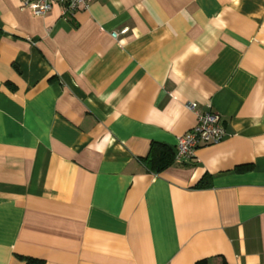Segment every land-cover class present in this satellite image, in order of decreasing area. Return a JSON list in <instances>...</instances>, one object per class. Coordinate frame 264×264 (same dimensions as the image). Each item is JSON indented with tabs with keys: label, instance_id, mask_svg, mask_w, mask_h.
Instances as JSON below:
<instances>
[{
	"label": "crops",
	"instance_id": "obj_1",
	"mask_svg": "<svg viewBox=\"0 0 264 264\" xmlns=\"http://www.w3.org/2000/svg\"><path fill=\"white\" fill-rule=\"evenodd\" d=\"M61 10L0 0V264H264V0ZM187 103L226 137L149 171Z\"/></svg>",
	"mask_w": 264,
	"mask_h": 264
},
{
	"label": "built area",
	"instance_id": "obj_2",
	"mask_svg": "<svg viewBox=\"0 0 264 264\" xmlns=\"http://www.w3.org/2000/svg\"><path fill=\"white\" fill-rule=\"evenodd\" d=\"M91 2L92 0H21L22 7L35 16H44L54 5H59L65 18L87 9ZM127 32L128 28H122L118 32H111V36L117 38ZM186 107L194 112L196 120L189 131L177 138L174 160L178 163L195 160V152L199 147L219 143L227 135L221 115L212 111L210 106L206 111H200L196 103H187Z\"/></svg>",
	"mask_w": 264,
	"mask_h": 264
},
{
	"label": "trees",
	"instance_id": "obj_3",
	"mask_svg": "<svg viewBox=\"0 0 264 264\" xmlns=\"http://www.w3.org/2000/svg\"><path fill=\"white\" fill-rule=\"evenodd\" d=\"M144 163L147 166V169L154 173H159L172 165H174V150L165 147L160 144L153 143L150 147V150L145 158H143ZM208 176H205L197 185L198 186H207L208 185ZM26 264H43L42 260H36L31 258H26ZM194 264H228L225 259L221 256H215L212 258H203L196 261Z\"/></svg>",
	"mask_w": 264,
	"mask_h": 264
}]
</instances>
